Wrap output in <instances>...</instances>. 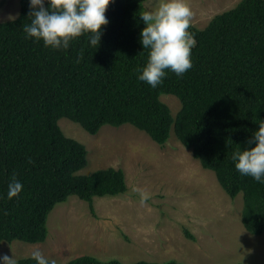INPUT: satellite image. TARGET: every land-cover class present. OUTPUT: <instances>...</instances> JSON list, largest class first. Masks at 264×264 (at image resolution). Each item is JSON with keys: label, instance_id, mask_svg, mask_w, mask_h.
<instances>
[{"label": "trees", "instance_id": "obj_1", "mask_svg": "<svg viewBox=\"0 0 264 264\" xmlns=\"http://www.w3.org/2000/svg\"><path fill=\"white\" fill-rule=\"evenodd\" d=\"M145 1L110 0L105 8L109 19L101 23L97 43L84 35L67 50L25 38L29 0H21L14 21L0 22V243L44 242L49 216L59 203L76 195L95 215V197L128 189L122 168L80 173L88 163V149L64 132L62 118L91 134L105 125L131 124L160 145L174 128L230 196L242 193L247 230L264 233V184L241 176L231 159L238 148L249 146L247 140L264 120V0H241L204 28L191 24L193 67L182 77L166 70L163 84L155 89L138 79L149 52L140 43L145 24L139 15L147 11ZM163 94L182 102L176 115ZM13 176L23 191L9 200ZM17 264L36 261L25 257ZM57 264L125 263L82 255ZM127 264L184 263L169 259Z\"/></svg>", "mask_w": 264, "mask_h": 264}, {"label": "rangeland", "instance_id": "obj_2", "mask_svg": "<svg viewBox=\"0 0 264 264\" xmlns=\"http://www.w3.org/2000/svg\"><path fill=\"white\" fill-rule=\"evenodd\" d=\"M240 1L187 0L194 13L191 24L204 28ZM145 4L151 10L158 0ZM21 5V0H0V22L16 18ZM162 100L173 115L182 107L175 95L163 94ZM59 123L68 136L87 146L88 163L81 174L122 168L128 189L119 195L95 197V215L87 201L71 196L51 212L46 241H3L0 256L18 260L39 249L56 257L57 263L93 255L125 264L169 259L184 264H264V233L255 235L243 224L242 193L230 196L216 174L205 169L178 139L174 128L167 143L160 145L131 124L105 125L91 134L69 118ZM137 188L147 190L150 198L141 202L139 193L133 191Z\"/></svg>", "mask_w": 264, "mask_h": 264}, {"label": "clouds", "instance_id": "obj_3", "mask_svg": "<svg viewBox=\"0 0 264 264\" xmlns=\"http://www.w3.org/2000/svg\"><path fill=\"white\" fill-rule=\"evenodd\" d=\"M109 0H29L30 23L24 24L26 39L43 41L47 48L67 50L70 43L84 35L96 44L101 35L102 22L109 19L105 11ZM47 5V6H46ZM193 11L187 0H158L154 9L143 11L139 18L145 27L140 32V43L148 49V59L138 79L153 89L162 85L166 70L182 77L193 67L192 48L195 39L189 32ZM9 19L15 20L14 16ZM243 150L232 153L231 159L241 176L251 177L264 184V120ZM23 191L22 183L15 177L8 184L7 198H17ZM139 193L141 202L150 198L147 190L133 189ZM36 264H57V259L39 249L31 253ZM0 264H17L14 257L0 256Z\"/></svg>", "mask_w": 264, "mask_h": 264}]
</instances>
